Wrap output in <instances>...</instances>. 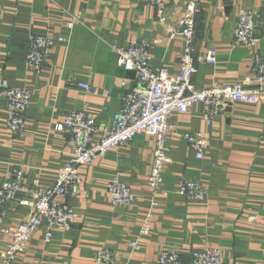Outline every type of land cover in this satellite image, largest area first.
Returning a JSON list of instances; mask_svg holds the SVG:
<instances>
[{
  "label": "crops",
  "instance_id": "crops-1",
  "mask_svg": "<svg viewBox=\"0 0 264 264\" xmlns=\"http://www.w3.org/2000/svg\"><path fill=\"white\" fill-rule=\"evenodd\" d=\"M183 7L184 0H168L170 23L178 20ZM242 8L254 14L259 49L264 52V0H201L195 28L197 87L215 82L258 87L251 72V51L233 44ZM72 18L71 28L67 22ZM168 24L158 20L155 8L145 0H0V179L12 178L22 169L28 184L36 178L43 185L53 184L72 152L70 135L56 125L85 104L101 125L111 126L125 92L135 85L134 72L119 65L112 45L146 40L151 44L152 67L177 72L183 43L169 37ZM35 34L64 38L38 74L26 61L27 42ZM209 49L217 50V63L205 61ZM3 79L33 91L22 131L11 132L6 125ZM81 82L91 85L89 92L79 87ZM106 89L109 96H104ZM201 111L196 105L172 116L178 128L168 141L170 160L164 167L162 192L155 197L158 206H153L148 186L155 140L140 133L81 169L79 188L65 198L77 212L72 228L55 233L49 242L46 227L37 230L16 264H95L99 248L115 251L117 264H157L164 247L178 249L183 264H195L192 253L211 246L224 250L226 264H264V93L256 104L228 105L210 126ZM197 130L207 137L202 159L184 138L186 132ZM118 174L137 195L132 208L109 199L108 183ZM183 179L204 183L206 198L180 194ZM23 199L30 195H20L9 206L6 224L31 213ZM149 212L151 232L143 235L142 223ZM10 239L0 234V252ZM134 240L138 247L131 245Z\"/></svg>",
  "mask_w": 264,
  "mask_h": 264
},
{
  "label": "built area",
  "instance_id": "built-area-1",
  "mask_svg": "<svg viewBox=\"0 0 264 264\" xmlns=\"http://www.w3.org/2000/svg\"><path fill=\"white\" fill-rule=\"evenodd\" d=\"M155 8L158 20L168 24L171 39L179 37L183 43L180 68L170 72L166 67L154 68L151 65V44L146 40L132 39L125 46L112 45L117 54L119 65L126 71L134 72L135 85L124 94L123 103L112 119L111 126L101 125L90 111L89 104L82 109L72 111L63 121L57 123L58 131L70 135L72 152L68 161L57 171L51 185H43L39 179L30 184L24 180L22 169H17L12 178L0 179V234L9 235L10 241L0 252V264H16L17 257L25 253L37 230L46 227L45 240L51 241L57 232L72 228L77 212L73 204L66 202L68 195H74L82 182L81 169L88 167L98 156L129 144L138 134L145 133L155 140L154 160L150 170L148 186L158 206L157 197L162 192L164 167L170 160L168 156L169 138L178 128L172 120L174 114H184L196 105L201 106V114L207 126L223 113L228 105L236 102L256 104L264 93V52L259 49L261 37L254 14L249 9H240L233 36L235 46H245L251 51V72L258 81V87L248 88L241 83H212L199 88L193 77L197 72L195 63V28L200 11L201 0H184L181 16L175 23L169 22L167 14L168 0H145ZM222 8V7H220ZM75 19L67 22L73 27ZM64 38L44 34L32 35L27 42L26 61L35 73H41L46 58L57 42ZM208 63H217L216 49H209L205 57ZM126 87V81L122 83ZM1 95L5 100V122L11 132L22 131L27 127L26 112L33 99L30 87H13L6 79L1 81ZM79 87L90 91L91 85L79 83ZM110 91L104 90V96ZM184 138L202 159L205 154L207 137L203 131H188ZM178 192L190 199L203 200L207 190L204 183L189 179L179 182ZM109 199L114 204L132 208L137 202L133 187L119 174L110 179L107 186ZM20 195H30V199L21 201L32 211L24 220L13 225L6 224L9 206ZM64 199V200H63ZM152 212L147 213L142 223L141 233L151 232ZM138 247L137 241H131ZM195 264H226L224 250L211 246L192 253ZM95 264H117L115 251L99 248L95 254ZM157 264H183L178 249L164 247L160 250ZM232 264H239L235 261Z\"/></svg>",
  "mask_w": 264,
  "mask_h": 264
}]
</instances>
